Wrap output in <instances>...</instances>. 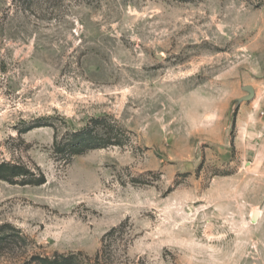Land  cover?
Returning a JSON list of instances; mask_svg holds the SVG:
<instances>
[{
    "label": "rangeland",
    "instance_id": "obj_1",
    "mask_svg": "<svg viewBox=\"0 0 264 264\" xmlns=\"http://www.w3.org/2000/svg\"><path fill=\"white\" fill-rule=\"evenodd\" d=\"M0 177V264H264V0H0Z\"/></svg>",
    "mask_w": 264,
    "mask_h": 264
},
{
    "label": "water",
    "instance_id": "obj_2",
    "mask_svg": "<svg viewBox=\"0 0 264 264\" xmlns=\"http://www.w3.org/2000/svg\"><path fill=\"white\" fill-rule=\"evenodd\" d=\"M242 90L245 91L247 93V95L242 97L239 101H247L253 97L254 91H253L252 87L244 86V87H242Z\"/></svg>",
    "mask_w": 264,
    "mask_h": 264
},
{
    "label": "trees",
    "instance_id": "obj_3",
    "mask_svg": "<svg viewBox=\"0 0 264 264\" xmlns=\"http://www.w3.org/2000/svg\"><path fill=\"white\" fill-rule=\"evenodd\" d=\"M0 179H4V178L0 177ZM45 262H47L49 264H60L59 261H53V260L50 261V260H47V259H45Z\"/></svg>",
    "mask_w": 264,
    "mask_h": 264
}]
</instances>
